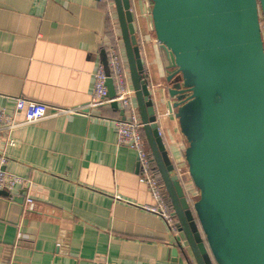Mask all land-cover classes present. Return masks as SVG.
<instances>
[{"label": "crops", "instance_id": "0c3cea01", "mask_svg": "<svg viewBox=\"0 0 264 264\" xmlns=\"http://www.w3.org/2000/svg\"><path fill=\"white\" fill-rule=\"evenodd\" d=\"M149 3L131 1L144 71L158 88L167 73ZM118 37L114 4L0 0V109L23 122L87 106L95 73L109 75L107 48ZM122 51L135 98L124 44ZM120 111L109 104L0 132V168L29 181L27 190L0 191V264H192L175 251L166 224L142 209L154 200L139 181L136 153L117 145ZM158 118L171 158L181 161L186 144L175 116L160 107ZM21 197L23 206L13 204Z\"/></svg>", "mask_w": 264, "mask_h": 264}, {"label": "water", "instance_id": "95a60500", "mask_svg": "<svg viewBox=\"0 0 264 264\" xmlns=\"http://www.w3.org/2000/svg\"><path fill=\"white\" fill-rule=\"evenodd\" d=\"M113 1L143 132L195 263L264 264V0H149L167 73L158 88L144 71L130 0ZM160 107L178 122L195 199L159 134Z\"/></svg>", "mask_w": 264, "mask_h": 264}, {"label": "built area", "instance_id": "2783aa9c", "mask_svg": "<svg viewBox=\"0 0 264 264\" xmlns=\"http://www.w3.org/2000/svg\"><path fill=\"white\" fill-rule=\"evenodd\" d=\"M101 1L109 3L110 0ZM131 1L132 0H130V2ZM122 50L123 43L120 37L107 48L106 64L109 68V75L106 74L103 67H100L97 73H95L93 100L91 103L87 104V106L55 109L52 113L40 115L37 118L24 120L23 122L16 121V119L10 116L5 110L0 109V132H6L26 124L36 123L48 117L85 115L93 108L117 103L120 109L124 110L125 116L124 119H117L114 121L117 145L119 147H128L136 153L139 164V181L148 188L154 200L153 206H144L142 209L158 216L166 224L170 234L173 236L174 246L176 242L182 244V249H180V251L183 254L184 252L187 254L188 261L190 260L192 264H196L189 248L183 241L178 220L174 215L173 209L169 205L168 195L164 185L158 178L155 167L153 166L152 155L143 135V124L139 115L137 102L135 101L133 92L128 83ZM110 78L115 88V95L113 97L109 95L107 85ZM10 145H14L13 141H10ZM5 163L6 160L2 159L1 166L5 165ZM176 172L183 182L189 198L195 199L196 193L190 186L191 182L188 177L189 172L184 162H176ZM28 187L29 181L27 179L7 173L0 168V191L14 194L18 189L24 188L27 190ZM26 203L28 205H33V200L27 199Z\"/></svg>", "mask_w": 264, "mask_h": 264}, {"label": "trees", "instance_id": "16d2710c", "mask_svg": "<svg viewBox=\"0 0 264 264\" xmlns=\"http://www.w3.org/2000/svg\"><path fill=\"white\" fill-rule=\"evenodd\" d=\"M107 4H111V5H112V4H114V1H113V0H110L109 3H107ZM105 5H106V4H105ZM106 6H107V5H106ZM113 114L116 116V119H120L119 113L115 112V113H113ZM143 135H144V133H143ZM144 138H145V135H144ZM145 139H146V138H145ZM153 166L155 167L154 162H153ZM155 171H156V174H157L158 178H159L160 181H161L160 175H159L158 170L156 169V167H155ZM161 182H162V181H161ZM167 197H168V196H167ZM168 202H169L170 207L172 208L169 198H168Z\"/></svg>", "mask_w": 264, "mask_h": 264}, {"label": "rangeland", "instance_id": "374dc122", "mask_svg": "<svg viewBox=\"0 0 264 264\" xmlns=\"http://www.w3.org/2000/svg\"><path fill=\"white\" fill-rule=\"evenodd\" d=\"M262 32H263V40H264V25H263V22H262Z\"/></svg>", "mask_w": 264, "mask_h": 264}]
</instances>
